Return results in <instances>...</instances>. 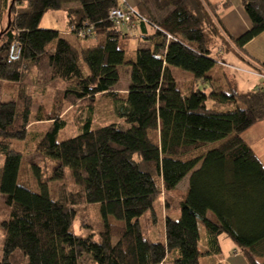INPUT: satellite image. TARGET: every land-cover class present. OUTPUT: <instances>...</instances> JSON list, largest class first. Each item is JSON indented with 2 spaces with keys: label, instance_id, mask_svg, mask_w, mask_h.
<instances>
[{
  "label": "trees",
  "instance_id": "1",
  "mask_svg": "<svg viewBox=\"0 0 264 264\" xmlns=\"http://www.w3.org/2000/svg\"><path fill=\"white\" fill-rule=\"evenodd\" d=\"M240 2L251 26L233 38L221 23L229 0H138L135 7L122 0H4L0 80L17 85L0 101V264H78L84 253L95 264H202L203 255L211 257L207 264H226L218 257L221 235L246 264H264V163L243 138L264 121V83L241 90L234 73L213 70L230 66L228 54L257 68L235 49L264 32V0ZM113 9L129 20L116 22ZM48 10H62L68 30L40 27ZM88 27L90 36H77ZM132 38L135 56L125 59ZM123 64L129 84L118 89ZM173 67L192 78L177 80ZM100 95L110 97L120 120L92 128ZM76 107L86 111L79 132L57 141ZM36 125L46 127L35 148L41 163L30 164L38 191L23 162L29 147L13 146ZM66 170L78 188L60 184L52 197L49 182ZM162 193L179 195L180 216L163 212L161 239L153 241L140 220H159L154 205ZM88 203H99L104 218L97 240L70 230L77 208Z\"/></svg>",
  "mask_w": 264,
  "mask_h": 264
},
{
  "label": "rangeland",
  "instance_id": "2",
  "mask_svg": "<svg viewBox=\"0 0 264 264\" xmlns=\"http://www.w3.org/2000/svg\"><path fill=\"white\" fill-rule=\"evenodd\" d=\"M19 10H24L25 6L22 4L18 8ZM62 10H48L46 11L40 21V27L43 28H56L58 27L59 29H63L65 27V19L62 17ZM69 40L71 41H80L84 44H92L96 42V39L93 38H88L87 40H78L73 34H66L65 35ZM135 47H136V41L135 39H131L128 44V48L125 51V59H133L135 56ZM223 67V68H222ZM215 66L213 69L214 71L219 69L220 71L225 69L224 66ZM81 68L83 73L87 72V67L84 62L81 61ZM129 73H130V67L128 65H121L119 66V80L115 84V88L118 89H125V87L128 86L129 84ZM173 74L175 78L180 81H185L188 79L192 78V74L188 71H184L180 68L173 67ZM181 84V83H180ZM202 86V85H200ZM10 85H7V87H0V101L3 100H8V95L12 91V96L14 95V86L12 89L10 88ZM51 91V90H50ZM49 91V94H50ZM5 95V96H4ZM7 96V97H6ZM95 109L91 117V127H96L99 125L107 124L113 121H118L120 120L119 116H116L115 114L112 113L111 107H112V101L110 97L100 95L96 97L95 99ZM80 107V106H79ZM81 108V107H80ZM77 108L71 111L67 116H66V124L65 126L59 131L57 135V141H62L63 139L69 138L76 133L79 132L80 128V122L79 121V114L80 112L86 113V111L83 109ZM83 113V114H84ZM46 127L44 125H36L32 127L28 134H27V139L24 141H14L13 146L14 147H19L21 144L27 145V148L29 152H27V155L23 157V162L27 165V181L29 182V186L34 190L38 191V185H37V180L36 177L33 173V170L30 167L31 163H41L39 161L40 159V154L36 152V144L39 139V133L41 130L45 129ZM248 134V131L243 133V136L246 138ZM257 136H261V133L258 132L256 134ZM252 137V134H251ZM264 136H261L257 140L263 139ZM218 142L214 143H208L206 146L200 149H196V151L186 155L185 157H182V159H186L187 157L195 156L198 155L197 153H202V151H205L207 147L211 144H217ZM249 143V142H248ZM257 145H260L261 150L264 153V141L261 140L257 143ZM263 155V154H262ZM1 162L0 160V167H1ZM262 162H264V155ZM1 171V168H0ZM48 171V170H46ZM46 173V172H44ZM48 173V172H47ZM60 184H64L67 186L68 189L71 190H76L78 187L72 182L71 176H70V171L66 170L65 176L63 179L60 180H53L49 182V192L52 197H56V188ZM186 181H182L178 188L181 190V193L184 190ZM172 194V193H171ZM169 194L167 196L166 193H162L160 198L157 200V203H155V212L158 217V221L155 223L152 222V218L150 217L149 214H144L143 217H141V225L143 229L145 230V234L150 237L153 241H157L158 239H161V234L163 231V223L161 221L163 212L167 215H169L173 219H177L180 216V209L179 205L177 204L178 197L179 195H171ZM2 194H0V200H2ZM168 198V202L165 201L163 204V198L166 199ZM161 204V205H160ZM167 207L163 208V205H166ZM163 208V209H162ZM109 221L115 222V219L112 216H109ZM103 223H104V218L100 212V205L99 203H88L85 205H81L79 208H77V215L75 220L72 222L70 226L71 232L76 235V236H92L95 240L99 238V233L103 228ZM201 233H202V228L200 227ZM203 235V233H202ZM112 241L115 242L116 238H112ZM219 244H220V253H218V257L226 260L228 264H246L245 260H242V257H239L240 252L238 249V246L235 244L234 241H232L230 238L224 237L221 235L219 237ZM239 256H238V255ZM211 257L207 255H203L200 257V261L202 264H207L210 263ZM78 264H95L93 261L92 257L88 253H84L79 261Z\"/></svg>",
  "mask_w": 264,
  "mask_h": 264
},
{
  "label": "crops",
  "instance_id": "3",
  "mask_svg": "<svg viewBox=\"0 0 264 264\" xmlns=\"http://www.w3.org/2000/svg\"><path fill=\"white\" fill-rule=\"evenodd\" d=\"M122 1H125L127 4L133 7H135V5L138 2V0H122ZM229 2H230V6L227 9H222V13L220 12L221 13V23L223 27L228 31V33L233 38H236L241 33H243L244 31L250 28L251 22L240 0H229ZM6 12H7V9L5 8L4 0H0V30L6 24V15H7ZM62 17L64 19L63 12H62ZM56 28L59 29L58 27ZM59 30L65 31V30H68V27L65 24V27ZM235 50L237 53H240L241 55H243L247 60L255 64V66L257 67V68H254V67H251L245 64L243 61H241L238 58L240 55H237L238 57H235L234 54H228L226 56V61L228 64H230V66L226 65L224 66V68L226 71H229L235 74V79H236L238 88L241 90H245V89H250L260 84H263L264 83V32L253 37L247 43L242 45V47H236ZM7 85H10L11 89L14 86V91H15V87L17 83L0 80V87L1 86L7 87ZM8 98L9 99L12 98V91L8 95ZM246 131H248V134L246 135L247 137L245 138L243 136V138L247 142H249L254 152L258 155V157L262 161L264 153L261 150V148L263 147H261L260 145H257V143L261 140L264 141V138L261 140H257V139L260 138L261 136H264V121L256 123L254 126L250 127ZM258 132L261 133V136L256 135ZM251 134H252V137H251ZM184 180L186 181V184L184 187V190H185L187 187L188 180L187 178H185L182 181ZM242 260H244L243 257H242ZM223 261L226 264H228L226 260H223Z\"/></svg>",
  "mask_w": 264,
  "mask_h": 264
},
{
  "label": "built area",
  "instance_id": "4",
  "mask_svg": "<svg viewBox=\"0 0 264 264\" xmlns=\"http://www.w3.org/2000/svg\"><path fill=\"white\" fill-rule=\"evenodd\" d=\"M110 16L116 21V22H125L126 20H129V16L125 15L124 12H122L120 9H113L110 11ZM70 29H73V27H70ZM91 27L80 29L76 32L78 37H86L90 36L92 34ZM142 42H148L150 38L146 35H142L139 37Z\"/></svg>",
  "mask_w": 264,
  "mask_h": 264
},
{
  "label": "water",
  "instance_id": "5",
  "mask_svg": "<svg viewBox=\"0 0 264 264\" xmlns=\"http://www.w3.org/2000/svg\"><path fill=\"white\" fill-rule=\"evenodd\" d=\"M9 22H10V18H9V13H8L7 23L9 24Z\"/></svg>",
  "mask_w": 264,
  "mask_h": 264
}]
</instances>
